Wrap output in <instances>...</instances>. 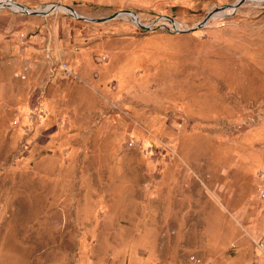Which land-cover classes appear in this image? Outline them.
<instances>
[{
	"label": "rangeland",
	"instance_id": "374dc122",
	"mask_svg": "<svg viewBox=\"0 0 264 264\" xmlns=\"http://www.w3.org/2000/svg\"><path fill=\"white\" fill-rule=\"evenodd\" d=\"M11 1L0 264H264V1Z\"/></svg>",
	"mask_w": 264,
	"mask_h": 264
},
{
	"label": "water",
	"instance_id": "95a60500",
	"mask_svg": "<svg viewBox=\"0 0 264 264\" xmlns=\"http://www.w3.org/2000/svg\"><path fill=\"white\" fill-rule=\"evenodd\" d=\"M247 2V0H238L236 1L235 3L233 4H229V5H224V6H221L219 7L218 9L219 10H236L238 9L239 7L242 6L243 3ZM20 7H24L23 5H20L18 4ZM54 6V5H52ZM67 7V6H66ZM69 10H71L70 7H67ZM24 12L26 13H33V14H36V15H45L47 14L49 11L48 10H28L26 7H24ZM72 11V10H71ZM218 11L215 10V11H210L208 12L205 17L201 20V22H199L198 24H196L193 28L191 29H187V30H181L179 28H177V22L170 18V17H166V19H168L171 23L174 24V26L176 27V31L178 32H185V31H194L196 29H199V28H202L203 26H205L208 21L216 15ZM78 18L82 19V20H86V21H95L94 19H91V18H86V17H82V16H77ZM119 17H129L133 22H135L137 25H139L142 29H145V30H151L153 29L154 27V24H150V25H143L139 20H138V17L134 14L133 11L131 10H123L121 12H117V13H114L112 15H110L109 17H107L106 19L104 20H111V19H115V18H119ZM97 22H101V21H97Z\"/></svg>",
	"mask_w": 264,
	"mask_h": 264
},
{
	"label": "bare ground",
	"instance_id": "6f19581e",
	"mask_svg": "<svg viewBox=\"0 0 264 264\" xmlns=\"http://www.w3.org/2000/svg\"><path fill=\"white\" fill-rule=\"evenodd\" d=\"M250 1H255V2H263L264 0H250ZM12 7V8H16L17 4H15L14 2H12L11 0H0V8L2 7ZM18 8H20L21 10H24V7H20L18 5ZM28 10H30L29 8H27ZM42 9V8H41ZM57 10V11H67V12H72L71 10H69L66 6L64 5H48L45 8H43V10H48L49 12L52 10ZM220 15H225V13L220 14Z\"/></svg>",
	"mask_w": 264,
	"mask_h": 264
}]
</instances>
